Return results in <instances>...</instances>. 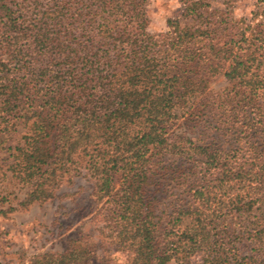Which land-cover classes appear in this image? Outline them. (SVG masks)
Masks as SVG:
<instances>
[{"label":"trees","instance_id":"obj_1","mask_svg":"<svg viewBox=\"0 0 264 264\" xmlns=\"http://www.w3.org/2000/svg\"><path fill=\"white\" fill-rule=\"evenodd\" d=\"M204 1L182 0V13L167 21V31L151 33L147 0H0V133L5 141L18 127L25 130L14 157L31 185L20 207L50 200L84 155L96 202L112 200L98 213L104 225L119 229L132 264H264L255 253L202 251L212 235L221 242L215 222L253 211L250 193L264 173L257 163L230 166L220 152L189 147L204 155L205 173L216 177L193 190V207L177 214L156 241L134 199L132 180L146 177L150 148H169L167 132L193 93L189 76L200 65L209 76L202 79L223 74L233 84L226 97L262 111L264 36L216 35ZM119 173L128 190L116 198ZM260 229L239 234L253 252L263 241Z\"/></svg>","mask_w":264,"mask_h":264},{"label":"rangeland","instance_id":"obj_2","mask_svg":"<svg viewBox=\"0 0 264 264\" xmlns=\"http://www.w3.org/2000/svg\"><path fill=\"white\" fill-rule=\"evenodd\" d=\"M204 2L208 22L216 24V35L227 32L241 38L245 32L248 39L264 36L259 34L264 33V0ZM147 4L151 33L166 32L167 21L180 17L183 8L182 0H147ZM232 26L235 28L230 30ZM202 76L209 77L206 65L189 76L193 93L181 104L179 119L167 132L169 148H150L142 167L146 177L132 180L141 218L153 224L155 241L171 229L177 214L193 207V190L207 186V181L216 177L213 172L205 173L204 155L187 151L189 147L220 152V160L230 166L243 160L246 165L254 162L264 167V96L258 100L262 111L256 113L248 110V100L226 97L235 90L223 74L207 81ZM24 133L18 127L5 141L0 133V264H132L133 252L121 244L119 229L104 225L98 213L112 200L106 197L96 202L95 182L87 175L84 155L78 158L70 181L58 187L50 200L27 209L20 207L31 189L23 178V166L14 157L16 142ZM246 143L252 144L251 151H246ZM113 178V194L119 198L128 190V183L120 173ZM259 180L250 193L257 201L253 211L240 220L230 216L215 222L213 228L224 235L217 244L212 235L203 252L223 249L229 256L255 253L264 259V235L257 252L247 237L239 236L243 230L264 228V173Z\"/></svg>","mask_w":264,"mask_h":264},{"label":"crops","instance_id":"obj_3","mask_svg":"<svg viewBox=\"0 0 264 264\" xmlns=\"http://www.w3.org/2000/svg\"><path fill=\"white\" fill-rule=\"evenodd\" d=\"M32 205H34V204H32ZM32 205H31V206H32ZM29 207H30V206H29ZM29 207H28V208H29Z\"/></svg>","mask_w":264,"mask_h":264}]
</instances>
